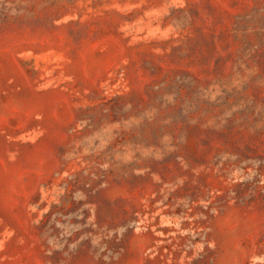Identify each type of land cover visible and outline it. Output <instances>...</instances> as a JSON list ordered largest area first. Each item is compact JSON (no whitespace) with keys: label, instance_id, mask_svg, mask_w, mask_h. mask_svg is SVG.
<instances>
[{"label":"rangeland","instance_id":"374dc122","mask_svg":"<svg viewBox=\"0 0 264 264\" xmlns=\"http://www.w3.org/2000/svg\"><path fill=\"white\" fill-rule=\"evenodd\" d=\"M0 264H264V0H0Z\"/></svg>","mask_w":264,"mask_h":264}]
</instances>
